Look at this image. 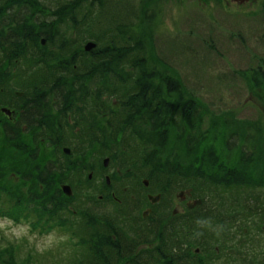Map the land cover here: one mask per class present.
Returning a JSON list of instances; mask_svg holds the SVG:
<instances>
[{
    "label": "trees",
    "instance_id": "trees-1",
    "mask_svg": "<svg viewBox=\"0 0 264 264\" xmlns=\"http://www.w3.org/2000/svg\"><path fill=\"white\" fill-rule=\"evenodd\" d=\"M152 1L0 0V86L13 80L16 87L7 88L10 93L14 89L24 92L18 97L23 111L17 129L23 124L27 130L45 125L52 130L54 119L52 128L46 122L50 98L81 100L71 111L75 125L67 139L56 137L63 161L56 165L49 159L38 173L39 182L47 187L70 183L72 196L60 184L52 194L28 184L29 195L12 193L18 190L6 183L10 171L23 178L28 175L20 172L17 162L11 167L6 157H0V211L13 207L15 213H21L10 211L11 216L28 217L38 232L53 225L72 232L54 249L57 253L67 250L53 260L56 264H200L179 238L184 223L169 208L153 209L158 213L147 222L137 214V207L133 211L130 206L137 193L129 185L123 186L132 191L121 190L123 196L111 192L100 199L90 192L88 173L93 165H83L91 155L105 153L115 166L110 185L106 180L103 184L107 189L134 177L137 200L160 193L162 202H171L178 191L200 194L202 186L216 195L211 196L215 202L227 207L223 212L229 217L238 212L236 207L230 208L233 194L264 197V122H235L223 111H209L194 94L183 90L178 75L153 65L150 25L158 17V8L155 10ZM68 21L73 37L61 28ZM43 37L46 45H42ZM88 40L96 41L97 46L86 52L83 47ZM50 48L60 49L61 58L48 54ZM53 58L58 59L56 63ZM251 81L264 86V66L253 70ZM11 101L7 104L13 107ZM97 113L107 122L104 127L96 125L99 133L94 124ZM0 123L7 140L20 138L10 133L7 121ZM35 136L55 140L54 134ZM175 139L181 145H174ZM64 146L71 147L70 155ZM183 149L193 157H186ZM17 152L33 157L28 148H17ZM116 171L125 173L118 176ZM58 176L65 179L58 181ZM143 179L149 180L147 188ZM228 190L231 196L222 202V194ZM152 223L160 228L155 230ZM27 254L19 258L18 246L13 244L0 247V264H34L39 254Z\"/></svg>",
    "mask_w": 264,
    "mask_h": 264
},
{
    "label": "rangeland",
    "instance_id": "rangeland-1",
    "mask_svg": "<svg viewBox=\"0 0 264 264\" xmlns=\"http://www.w3.org/2000/svg\"><path fill=\"white\" fill-rule=\"evenodd\" d=\"M152 5L156 6L155 10L158 8V17L150 25L151 33L154 34L153 48L150 51L153 65L166 69L171 75H178L183 90L194 94L198 102L200 101L209 111L215 113L223 111L224 116L233 117L235 122L247 119H261L264 122V86L257 87L251 81L253 70L258 66H264V0H153ZM45 19L49 21L52 16ZM147 27L143 26V29ZM61 28L65 29L63 32L67 31L66 34L71 33L73 37L71 21L64 22ZM52 53L58 54L60 58L62 56V51L57 48L48 49V54ZM56 60L58 59L53 58L54 63ZM10 95L7 89L4 94H0V100L9 102ZM102 115L97 113L95 121L104 127L107 122L106 117ZM52 118L54 126L61 130L59 134H54L55 140L38 138L27 131L21 134L18 140L11 142L6 139L3 130H0V157H6L11 167L17 162L20 172L28 175L23 178L22 175L10 171L6 183L12 190H18L12 193L25 192L29 195L31 188H28V185L44 194L45 190L52 194L60 188L61 183H52L47 187L39 182L38 173L49 159H53L56 165L63 161L62 149L56 137L67 139L74 121L72 117L66 118L67 120L61 119L59 112L52 110L46 117L50 128ZM2 119L8 118L0 110L1 122L4 121ZM172 143L181 145L182 142L175 139ZM17 148H28L33 157L29 158L27 154L17 152ZM183 152L186 157H193L184 149ZM99 154L91 155L83 165L91 163L93 165V177L87 183L88 190L95 192L96 197L111 192L123 196L121 190H130L123 185H129L138 194L134 177L115 182L110 190L103 185L106 175L113 178L115 166L112 161L108 162V166L102 165L103 158L108 155ZM116 172L118 176L125 173ZM55 174L58 175L56 169ZM63 179L65 178L57 177L58 181ZM79 187L85 190L82 185ZM52 188L54 190L51 192ZM199 193L194 194L216 206L214 208L216 211L222 207L215 202V197H211L214 194L208 193L202 186H199ZM137 194L133 196L134 200L130 202V206L133 211L137 207V214L142 220H148L147 222L154 219L155 214L159 212L152 211L145 215L151 208L160 209L166 204L170 214L175 208L183 210L176 195L171 202L166 200L156 204L148 195L137 200ZM222 195L223 202L231 193L228 190ZM82 205L80 204V207ZM73 206L77 208L75 204ZM184 212L185 209L180 213ZM74 218H79V215ZM29 221L28 217L13 219L8 214H0V247L13 244L18 246L19 258L26 257L27 253H33L39 254L38 257L35 256L34 264H56L53 260H58L59 254L67 250L63 252L60 250L61 252L57 253L54 249L61 240L71 237L72 232L64 231L55 225L44 232H38V229L32 228ZM151 225L155 230L160 228L155 223ZM250 240L258 241L256 237H251ZM52 252L57 254L51 256Z\"/></svg>",
    "mask_w": 264,
    "mask_h": 264
},
{
    "label": "flooded vegetation",
    "instance_id": "flooded-vegetation-1",
    "mask_svg": "<svg viewBox=\"0 0 264 264\" xmlns=\"http://www.w3.org/2000/svg\"><path fill=\"white\" fill-rule=\"evenodd\" d=\"M60 82L69 84L68 82ZM14 87H16L15 81H5L1 83L0 90L1 93H4V88ZM19 95L21 94L19 93ZM50 102L51 111H58L61 119L67 120L71 117V111L80 105L81 100L69 102L65 98L53 96L50 98ZM2 103L8 102L0 100L2 107L10 109L6 116L10 133L13 135H21L27 131L34 135L38 133L59 134L61 131L55 126L54 129L49 130L46 125L41 129L27 130L23 124H20V130H18L17 126L23 111L20 104L23 102L18 99V96H13L11 101L13 107ZM73 124L75 125V121ZM94 124L95 127L96 125L99 127V122L94 121ZM97 127L95 133L100 132ZM177 196L183 210L185 209L184 213H180L183 210L179 208H175L172 212L174 217H179L184 223V231H181L179 238L183 240L185 247L191 250L193 246L198 248V252L195 254L200 264H264V207L262 208L264 197L262 194H256L254 197H250L248 194H233V204L230 208L236 207L238 212L229 217L223 212L224 208H227L226 206L219 207L220 209L218 208L216 211L214 209L216 206H212L201 197H196L194 193L188 190L177 193ZM260 198L263 202L260 201ZM161 199L162 196L156 204H159ZM197 200L202 201L197 206H192ZM163 208L169 207L165 204L164 207L161 206L160 209L156 210L161 212ZM152 211L153 208L150 209V213ZM251 237H256L258 241H251ZM187 239L190 243L189 246L186 242Z\"/></svg>",
    "mask_w": 264,
    "mask_h": 264
},
{
    "label": "water",
    "instance_id": "water-1",
    "mask_svg": "<svg viewBox=\"0 0 264 264\" xmlns=\"http://www.w3.org/2000/svg\"><path fill=\"white\" fill-rule=\"evenodd\" d=\"M43 43H45V39H43ZM95 46H96V43H95V42L89 41V42L86 44L85 49H86V50H91V49L94 48ZM4 111L9 112V110L6 109V108H4ZM66 152L69 153L70 150H69V149H66ZM104 162H105V165H107L108 162H109V158H106ZM90 176H91V175H90ZM108 179H109V178H108ZM145 182L148 183V180H145ZM62 188H63V190L65 191V193H67L68 195H71V194H72V188H71V186H69V185H63ZM149 197H150V199H151L152 201L156 202V201L159 200L160 195H157V196L150 195ZM199 202H200V200H197V202H195V204H196V203H199ZM148 211H149V212L145 213V215H148V214L150 213V210H148Z\"/></svg>",
    "mask_w": 264,
    "mask_h": 264
}]
</instances>
